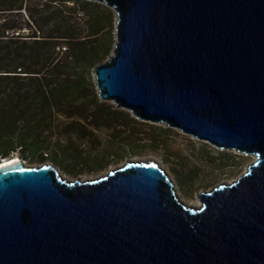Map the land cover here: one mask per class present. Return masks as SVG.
I'll use <instances>...</instances> for the list:
<instances>
[{
  "label": "water",
  "instance_id": "95a60500",
  "mask_svg": "<svg viewBox=\"0 0 264 264\" xmlns=\"http://www.w3.org/2000/svg\"><path fill=\"white\" fill-rule=\"evenodd\" d=\"M91 1L115 18L100 100L255 159L198 207L151 161L93 179L0 162V264H264V0Z\"/></svg>",
  "mask_w": 264,
  "mask_h": 264
},
{
  "label": "trees",
  "instance_id": "16d2710c",
  "mask_svg": "<svg viewBox=\"0 0 264 264\" xmlns=\"http://www.w3.org/2000/svg\"><path fill=\"white\" fill-rule=\"evenodd\" d=\"M114 19L111 8L91 0H0V160L13 152L41 160L51 147V159L72 164L70 171L103 168L144 132L147 121L101 101L90 78L112 49ZM101 127L104 143L93 135Z\"/></svg>",
  "mask_w": 264,
  "mask_h": 264
},
{
  "label": "rangeland",
  "instance_id": "374dc122",
  "mask_svg": "<svg viewBox=\"0 0 264 264\" xmlns=\"http://www.w3.org/2000/svg\"><path fill=\"white\" fill-rule=\"evenodd\" d=\"M23 17L26 18L24 14ZM32 29H34L33 26ZM22 32L26 35L30 30L26 27L22 29ZM89 74L93 81L92 68ZM94 90L96 91L95 85ZM105 101L116 107L112 101ZM165 128L168 129L167 132H163ZM143 129L144 132L139 134L138 138L133 137L132 140L125 141L120 145L114 154L108 157L107 164L103 168L80 164L74 166L76 171H70L67 168H72V164L61 165L51 159V147L42 151L44 158L41 160L36 156L35 158L20 157L16 152H13L12 155L19 156L27 165L49 163L68 179L77 177L93 179L106 174L108 170L114 169L128 160L149 159L157 163L171 177L181 198L187 202L198 200L199 205L201 202L198 194L202 190H209L217 184L235 180L255 159L253 153L219 148L204 139L193 137L164 123L147 121ZM54 131L56 128L51 130V132ZM107 133V129L104 127L93 131V135L97 136L101 143L105 142ZM150 135H155L156 140L151 141L148 138ZM77 143L84 148L88 146V143H83L80 140ZM105 159L102 162H105Z\"/></svg>",
  "mask_w": 264,
  "mask_h": 264
},
{
  "label": "bare ground",
  "instance_id": "6f19581e",
  "mask_svg": "<svg viewBox=\"0 0 264 264\" xmlns=\"http://www.w3.org/2000/svg\"><path fill=\"white\" fill-rule=\"evenodd\" d=\"M17 155H11L10 157H6V158H2L1 160H0V162H3V163H7L8 161H9V159H11L12 158V160H15ZM128 161H131V160H128ZM133 161H136V160H133ZM137 161H150L149 159H138ZM124 164V163H123ZM82 179H84V177H82ZM170 179H171V177H170ZM172 182H173V180H172ZM228 182H231V181H228ZM173 185H174V183H173ZM175 188V187H174ZM176 190V189H175ZM176 194H177V197H178V199L179 200H181V201H183L187 206H193V207H198V200H195V201H193V202H187L185 199H183V198H181V195H180V193L178 192L177 193V191H176ZM178 194H179V196H178Z\"/></svg>",
  "mask_w": 264,
  "mask_h": 264
},
{
  "label": "built area",
  "instance_id": "2783aa9c",
  "mask_svg": "<svg viewBox=\"0 0 264 264\" xmlns=\"http://www.w3.org/2000/svg\"><path fill=\"white\" fill-rule=\"evenodd\" d=\"M65 49L64 45H60L57 47V50H59L60 52H62Z\"/></svg>",
  "mask_w": 264,
  "mask_h": 264
}]
</instances>
